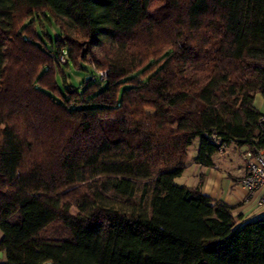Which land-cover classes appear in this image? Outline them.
<instances>
[{
  "label": "trees",
  "instance_id": "1",
  "mask_svg": "<svg viewBox=\"0 0 264 264\" xmlns=\"http://www.w3.org/2000/svg\"><path fill=\"white\" fill-rule=\"evenodd\" d=\"M255 94L264 0H0V264H264V214L174 183L264 147Z\"/></svg>",
  "mask_w": 264,
  "mask_h": 264
},
{
  "label": "crops",
  "instance_id": "2",
  "mask_svg": "<svg viewBox=\"0 0 264 264\" xmlns=\"http://www.w3.org/2000/svg\"><path fill=\"white\" fill-rule=\"evenodd\" d=\"M254 107L264 114V96L255 94ZM245 144L231 143L211 157L210 165H195V184L202 182V192L211 199L223 200L234 207L235 215H242L243 219L256 218L264 214V207H257L254 197H248L247 191L239 184L245 174V165L242 159L247 150ZM191 163V161L189 162ZM0 232V239H1ZM5 260L0 250V262Z\"/></svg>",
  "mask_w": 264,
  "mask_h": 264
},
{
  "label": "rangeland",
  "instance_id": "3",
  "mask_svg": "<svg viewBox=\"0 0 264 264\" xmlns=\"http://www.w3.org/2000/svg\"><path fill=\"white\" fill-rule=\"evenodd\" d=\"M63 59V58H62ZM64 61V59H63ZM61 58L59 60L60 63H63ZM16 67L13 64V56L12 59L8 61L7 68L5 70V78L4 82L9 83L12 82L13 73ZM65 75L69 84L76 85L77 90L80 92L83 91V87L90 83V81H86L87 76H93L94 81H98V77L95 72L91 69L88 64H81V70H76L72 66L70 68H65ZM20 72V71H19ZM19 72L17 75H19ZM11 79V80H9ZM58 84L62 87V81L60 77H57ZM105 84L101 85V89L104 88ZM200 143V139L195 138L191 145L187 149V165L183 171V173L174 179V183L177 185H186L192 187L195 184V165L192 160L197 156V150ZM191 161V163H189Z\"/></svg>",
  "mask_w": 264,
  "mask_h": 264
},
{
  "label": "built area",
  "instance_id": "4",
  "mask_svg": "<svg viewBox=\"0 0 264 264\" xmlns=\"http://www.w3.org/2000/svg\"><path fill=\"white\" fill-rule=\"evenodd\" d=\"M61 61H63L61 57ZM100 79L105 72L99 71ZM259 125L264 127V118L259 120ZM242 159L245 165V174L239 184L247 191L248 197H254L257 207H264V147L246 150Z\"/></svg>",
  "mask_w": 264,
  "mask_h": 264
},
{
  "label": "water",
  "instance_id": "5",
  "mask_svg": "<svg viewBox=\"0 0 264 264\" xmlns=\"http://www.w3.org/2000/svg\"><path fill=\"white\" fill-rule=\"evenodd\" d=\"M85 80H86V81L91 80V76H87Z\"/></svg>",
  "mask_w": 264,
  "mask_h": 264
}]
</instances>
